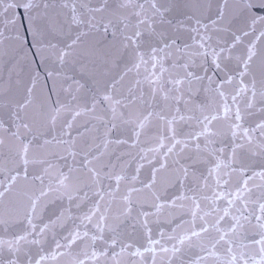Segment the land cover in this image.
I'll return each mask as SVG.
<instances>
[{
	"label": "snow or ice",
	"instance_id": "1",
	"mask_svg": "<svg viewBox=\"0 0 264 264\" xmlns=\"http://www.w3.org/2000/svg\"><path fill=\"white\" fill-rule=\"evenodd\" d=\"M64 258L264 264V0H0V264Z\"/></svg>",
	"mask_w": 264,
	"mask_h": 264
},
{
	"label": "water",
	"instance_id": "2",
	"mask_svg": "<svg viewBox=\"0 0 264 264\" xmlns=\"http://www.w3.org/2000/svg\"><path fill=\"white\" fill-rule=\"evenodd\" d=\"M5 77H6V73H5ZM62 264H67V258H64V260L62 261Z\"/></svg>",
	"mask_w": 264,
	"mask_h": 264
}]
</instances>
